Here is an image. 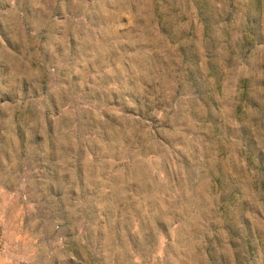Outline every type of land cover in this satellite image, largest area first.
Returning a JSON list of instances; mask_svg holds the SVG:
<instances>
[{
    "label": "rangeland",
    "instance_id": "rangeland-1",
    "mask_svg": "<svg viewBox=\"0 0 264 264\" xmlns=\"http://www.w3.org/2000/svg\"><path fill=\"white\" fill-rule=\"evenodd\" d=\"M0 264H264V0H0Z\"/></svg>",
    "mask_w": 264,
    "mask_h": 264
},
{
    "label": "trees",
    "instance_id": "trees-1",
    "mask_svg": "<svg viewBox=\"0 0 264 264\" xmlns=\"http://www.w3.org/2000/svg\"><path fill=\"white\" fill-rule=\"evenodd\" d=\"M257 158H258V168H259V165H260V167H261V160H260V157H259V154L256 156ZM260 169V168H259ZM230 196H231V194H228V198H230Z\"/></svg>",
    "mask_w": 264,
    "mask_h": 264
}]
</instances>
